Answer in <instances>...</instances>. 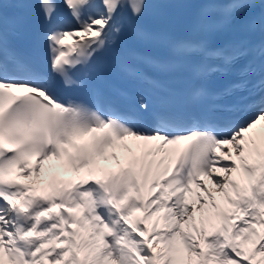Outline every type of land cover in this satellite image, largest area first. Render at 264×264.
Returning <instances> with one entry per match:
<instances>
[{
	"label": "snow or ice",
	"instance_id": "1",
	"mask_svg": "<svg viewBox=\"0 0 264 264\" xmlns=\"http://www.w3.org/2000/svg\"><path fill=\"white\" fill-rule=\"evenodd\" d=\"M11 2L23 8L28 0ZM8 4L0 0V264H264V12L252 11L256 0H196L193 36L164 42L160 61L143 58L157 73L184 68L201 82L235 72L220 93L194 87L192 101L247 93L236 111L258 113L193 122L143 96L121 113L100 97L90 106L56 94L58 83L81 86L74 70L126 27L153 39L135 24L145 0H38L47 72L9 48ZM237 26L259 33L260 43H213ZM86 35L71 55L65 41Z\"/></svg>",
	"mask_w": 264,
	"mask_h": 264
},
{
	"label": "bare ground",
	"instance_id": "2",
	"mask_svg": "<svg viewBox=\"0 0 264 264\" xmlns=\"http://www.w3.org/2000/svg\"><path fill=\"white\" fill-rule=\"evenodd\" d=\"M226 150V149H225ZM229 175H235V174H229ZM204 178H201V180L203 181ZM219 199V198H218Z\"/></svg>",
	"mask_w": 264,
	"mask_h": 264
}]
</instances>
